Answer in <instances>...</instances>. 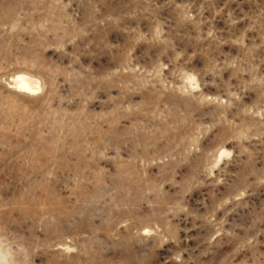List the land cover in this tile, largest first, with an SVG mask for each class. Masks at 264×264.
<instances>
[{"label":"rangeland","instance_id":"rangeland-1","mask_svg":"<svg viewBox=\"0 0 264 264\" xmlns=\"http://www.w3.org/2000/svg\"><path fill=\"white\" fill-rule=\"evenodd\" d=\"M0 264H264V0H0Z\"/></svg>","mask_w":264,"mask_h":264},{"label":"bare ground","instance_id":"bare-ground-1","mask_svg":"<svg viewBox=\"0 0 264 264\" xmlns=\"http://www.w3.org/2000/svg\"><path fill=\"white\" fill-rule=\"evenodd\" d=\"M14 85L19 92L25 94H33L37 91V89H39L36 82L24 75H18L14 81Z\"/></svg>","mask_w":264,"mask_h":264}]
</instances>
